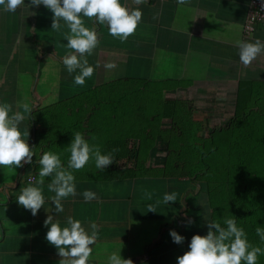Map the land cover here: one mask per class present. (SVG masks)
Segmentation results:
<instances>
[{"label":"crops","instance_id":"crops-1","mask_svg":"<svg viewBox=\"0 0 264 264\" xmlns=\"http://www.w3.org/2000/svg\"><path fill=\"white\" fill-rule=\"evenodd\" d=\"M249 1L190 0L179 5L177 0H147L136 6L132 0H120L130 10L139 7L142 11L140 24L125 42L111 37L106 26L82 17L86 27H95L99 40L87 57L95 72L83 86L73 83L78 72L70 76L62 63L70 51L63 38L68 29L51 30L50 10L43 5L21 6L16 12L0 7V104H11L13 112L25 114L20 131L28 130V137L22 138L34 153L31 164L14 172L0 167V264H59L57 249L45 239L48 227L43 222L48 215L61 228L67 226L69 216L80 220L89 234L90 225L97 226L98 239L91 246L88 264H106L108 256L120 249L121 258L133 264H176L177 257L189 250L193 235L207 234V222L212 221L207 193L192 180L178 177L172 168L163 170L167 143L155 131L171 123L153 119L145 128H154L153 137L140 133L129 137L131 126L126 122L122 129H115L116 107L108 100L112 91L106 85L152 82L164 89L162 98L188 104L203 136L228 126L238 99L253 104L250 112L264 111V53L248 67L238 55V41H264L262 26L251 35L243 33ZM24 3L27 6L30 0ZM108 63L115 68H106ZM93 102L102 107L96 109ZM24 104L29 105L30 114L24 113ZM138 110L139 115L147 114ZM138 110L129 106L121 112L130 122ZM75 132L99 146L102 155L119 151L105 170L96 168L94 158L81 170L69 169L77 194L62 201L64 211L57 214L49 200L54 195L47 187L51 177L37 184L39 160L43 153L52 152L67 169L70 153L66 147ZM132 146H136L135 153ZM30 177L34 180H27ZM28 186L41 187L45 197L35 217L17 203L20 190ZM85 190L94 192L97 199L86 203ZM172 192L176 202H161L155 213L147 212V204L162 201L165 193ZM49 208L53 211L46 212ZM170 231L184 237V242L175 244Z\"/></svg>","mask_w":264,"mask_h":264},{"label":"clouds","instance_id":"clouds-1","mask_svg":"<svg viewBox=\"0 0 264 264\" xmlns=\"http://www.w3.org/2000/svg\"><path fill=\"white\" fill-rule=\"evenodd\" d=\"M146 2L147 0H132L136 6ZM189 2L190 0H177L179 5ZM40 5L53 13L52 31L60 32L65 27L68 29L63 38L67 41L64 47L70 51L63 57L62 63L70 76L78 72L73 77V83L78 86H83L86 79L94 74L95 68L89 65L87 57L92 55L99 44L95 27L91 29L86 27L82 17L92 21L93 25L106 26L108 34L121 42L127 41L135 33L142 20V11L139 7L130 10L122 5L120 0H30L27 6L24 0H0V7L7 12H16L21 6L28 8ZM261 7L264 8V4ZM237 47L239 61L245 67L250 66L264 53V41L260 39L254 42L238 41ZM105 67L113 69L115 65L108 63ZM22 107L24 113L30 114L28 104ZM25 118V114L13 112L11 104H0V167L12 172L24 164H31L34 156L32 149L22 138L28 137V130L23 133L20 131V124ZM66 151L70 153L67 169L62 165L60 156L52 152L43 153L39 160L37 184L43 185L45 177H51L47 187L54 195L49 197V200L55 206L54 211L57 214L64 211L62 201L77 194L75 177L69 169L81 170L94 158L96 168L105 170L113 164V153L119 149L102 155L99 146L90 145L80 132H75ZM82 195L86 203L97 199L96 194L90 190H85ZM148 199L151 200V194H148ZM176 199L175 192L165 193L162 201L156 200L146 205L147 212L155 213L161 202L168 205L169 202H176ZM17 203L35 217L45 204L41 187L22 188ZM45 211L52 212L53 209ZM43 223L48 227L46 241L57 249L61 257L59 264H88L92 254L91 246L98 239L97 226L94 223L90 225L91 234L85 230L80 220L71 216L67 217V226L63 228L52 215H48ZM188 223L192 221L188 220ZM223 224L225 226L217 221L207 222L209 229L207 234L193 235L188 244L189 250L177 257L176 264H257L258 257L264 255V248L249 243L244 229L237 226L236 218L225 219ZM255 231L260 241L264 243V228L257 226ZM169 235L177 245L184 242V237L175 231H170ZM120 251L111 253L106 264H133L131 259H122Z\"/></svg>","mask_w":264,"mask_h":264},{"label":"trees","instance_id":"trees-1","mask_svg":"<svg viewBox=\"0 0 264 264\" xmlns=\"http://www.w3.org/2000/svg\"><path fill=\"white\" fill-rule=\"evenodd\" d=\"M108 86L112 91L108 100L116 107L115 129H122L126 122L131 126L129 137L138 133L153 137L154 128L149 129L151 134L145 129L148 124L155 118L157 123L168 120L169 128L155 131L167 143L163 170L172 168L178 177L192 180L207 193L212 221L221 223V219L236 218L249 243L264 248L255 231L257 226L264 228V111L250 112L253 104L238 99L228 126L214 128L203 136L201 124L193 121L188 104L162 98L164 89L152 82L116 81ZM91 105L102 107L100 103ZM129 106L135 111L140 107L147 114L139 115L138 110L129 122L121 112ZM150 110L157 111L151 115L153 118L148 114ZM147 147L149 150L152 144ZM257 264H264V255L258 257Z\"/></svg>","mask_w":264,"mask_h":264},{"label":"built area","instance_id":"built-area-1","mask_svg":"<svg viewBox=\"0 0 264 264\" xmlns=\"http://www.w3.org/2000/svg\"><path fill=\"white\" fill-rule=\"evenodd\" d=\"M262 4H264V0L249 1L243 23L244 35H251L258 26L264 27V8L261 7ZM27 180L33 181L34 177H30Z\"/></svg>","mask_w":264,"mask_h":264},{"label":"rangeland","instance_id":"rangeland-1","mask_svg":"<svg viewBox=\"0 0 264 264\" xmlns=\"http://www.w3.org/2000/svg\"><path fill=\"white\" fill-rule=\"evenodd\" d=\"M135 151H136V146H134V147L132 146V148H131V152H132V153H135ZM132 158H133V156H132ZM133 166H134V167H133ZM135 167H136L135 164H132V168H135ZM223 221H224V220L221 219V223H223Z\"/></svg>","mask_w":264,"mask_h":264}]
</instances>
